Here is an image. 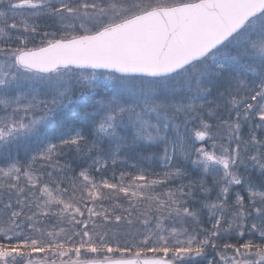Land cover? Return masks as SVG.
Wrapping results in <instances>:
<instances>
[{"label":"snow or ice","instance_id":"obj_1","mask_svg":"<svg viewBox=\"0 0 264 264\" xmlns=\"http://www.w3.org/2000/svg\"><path fill=\"white\" fill-rule=\"evenodd\" d=\"M0 111V264H200L209 249L219 261L207 264H264V0H0ZM208 140L211 150L195 146ZM140 148L159 149L165 171H121L116 183L90 175ZM69 152L92 164L66 175ZM177 161L212 176L214 202L190 206L193 189L213 190L203 178L155 191L189 175ZM121 193L143 225L158 213L155 227L130 245L93 239V217H125L85 201ZM49 215L72 227H37ZM82 249L120 256L82 260Z\"/></svg>","mask_w":264,"mask_h":264},{"label":"rangeland","instance_id":"obj_2","mask_svg":"<svg viewBox=\"0 0 264 264\" xmlns=\"http://www.w3.org/2000/svg\"><path fill=\"white\" fill-rule=\"evenodd\" d=\"M41 20L48 21V20H44V19H41ZM49 24L53 28L45 27L44 30H48V31L58 30L57 27L54 25L53 21L49 20ZM109 75H110V73L108 71L104 72V80L102 81L103 83H108L107 77ZM83 90L84 89L77 87L75 89V95L78 96L79 92L83 91ZM214 98H215L214 95L209 97V99H214ZM2 115H4V113H3V111H0V116H2ZM36 115L39 116V115H41V113H37ZM205 118L207 119V117H205ZM72 119H73L72 113L68 112L67 118H66L67 124L74 126L76 128L82 127L81 122H76L75 124H73ZM209 122L215 123V121H209ZM85 131L87 132V129H85ZM213 131H215V128L213 129ZM221 134L224 135L223 132ZM201 142L202 141H200V142L196 141L195 146L196 147L204 146V147L208 148L209 150H211L212 142L210 140L203 141L202 143ZM220 143H225V144L227 143V136L226 135H224V139L221 140ZM20 151H23V148H21ZM19 156H21V155H19ZM159 156H160V150L159 149L140 148L137 150V154L136 153L135 154L134 153H128L126 156L124 154H121V157L118 159L117 164L114 167L111 164H109V167L106 170L103 169L102 173L103 174L110 173L111 169L118 171V172L119 171H127V172H131V173H136L137 169H144L148 172H163V171H165V169H163L161 167L162 161L159 160ZM19 158H20V160H22L24 157H19ZM195 158H196L195 155H193L192 159H195ZM63 159L65 160V158H63ZM66 160H67V158H66ZM121 161H123V162H121ZM5 163H6V161L4 160V158L0 157V166H3ZM177 163H179L180 166H182V167H186L189 171V175L187 177H185L183 179V181L174 180V181H169L168 184L163 185V186L157 185L155 188V191L162 193V192L166 191L167 189L177 187L181 182L187 184L190 180L195 181V180H199V179L203 178L206 181L208 187L212 188L213 190L210 193H204L199 188L193 189L192 191H193V194L195 196V201L190 200L189 201L190 206L201 207L202 202L205 200H209V201L214 202L216 200V196L219 192V187L213 185L212 176L210 174L209 175L203 174L199 169L193 170V167L190 164H186L182 161H177ZM133 165H135V167H133ZM71 170H72V168H71ZM71 170L68 172H71ZM109 170H110V172H109ZM251 171L253 172L254 169H251ZM74 173L75 172L70 173V174L72 175ZM240 173L244 174V168L243 167L240 168ZM108 176L104 175V178H107L110 182L114 183L113 179L109 178ZM150 178H155V177H150ZM253 178L256 179L257 177H255L253 175ZM100 179L101 178H99V180ZM126 181H127V177L125 179V182ZM208 181H211V183H209ZM258 182L259 181L257 179V183ZM62 187H64V186H62ZM259 190L264 191V188H260ZM103 191L105 193V196L109 195V192L107 189H104ZM187 191H189V189L186 188L185 192H187ZM234 191H240V194L244 195L245 199L247 201V192L243 191L241 189V186H235L233 189V192ZM234 199H235L234 194L230 193L229 203L230 204L233 203ZM104 200H101L98 202L99 207L102 204L103 208L105 207L106 209H108L109 215H111V213L113 211H115V214L123 215L125 217V219L121 220L119 223H116L114 220L103 221V219L101 217H93L92 219L98 225H101V227L93 230L92 224L90 222L88 230L90 232H94L93 239H95V240L99 239V237H97L95 235V232H99V233H101V235L106 233V236H104V238L106 240H108L113 246L117 243L120 245H126V244L130 245L131 243L137 242L139 239L142 238V236L144 234H147V232L149 230H151L155 227L157 218H159L158 213L149 212L148 216H149L150 222H149V225L145 226L141 223L142 217L137 218V214L135 213V211L133 212L132 217L128 216V213H127V211H125V208L126 207H127V209L129 208V203H125L123 201L113 200L111 204L108 203L106 206H104ZM88 202L89 201L87 200L86 203L88 204ZM114 203H119L122 207L113 209L112 205ZM88 206L93 207V202L91 201L90 205H88ZM109 206H111V207H109ZM17 210H19V209H17ZM33 211H36V209H33ZM97 211H103V209L100 207V210L97 209ZM207 213H208V210L204 209L203 213L201 214V220L204 222L205 227H210V223L206 219ZM25 214L31 215V212H29L27 209H25ZM4 218H6V217L3 216L2 214H0V221H2ZM36 219L40 221V223L37 224V227H44V228H47L48 230H51L53 228H56L58 230L59 227H65L66 229L72 227V226L68 225L63 219L58 221V218L54 215H49L48 217L37 216ZM77 219H87V214L85 215V217H83V218L78 217ZM127 219H133V224L129 225L127 223ZM21 220H23V217H21ZM162 223L166 228L173 226L172 219H164V220H162ZM176 226H179V225L177 224ZM74 230L80 231L81 226L76 225ZM29 234H33V233L29 232ZM163 234L166 235L167 233H163ZM245 238H248L247 235ZM252 238L256 239V237H252ZM77 239H78V237H77ZM231 242H235V238H233ZM81 253H82L81 257H80L81 259L89 258V257H107V256H118V255L120 256V254L106 253V252H99V253H95V254L86 253V250H84V249L81 250ZM147 254H149V253H147ZM125 255H129V254H125ZM72 258L75 259V257H72ZM33 259H35V260H48V259H52V257H49L46 253H34ZM63 259L67 260L68 257H64ZM208 260L219 261V256L216 254V252L214 250L209 249L207 251L206 259L201 260L200 264H207Z\"/></svg>","mask_w":264,"mask_h":264},{"label":"trees","instance_id":"obj_3","mask_svg":"<svg viewBox=\"0 0 264 264\" xmlns=\"http://www.w3.org/2000/svg\"><path fill=\"white\" fill-rule=\"evenodd\" d=\"M39 23L41 24V25H45L46 27L47 26H49L50 24H49V20L48 21H43V20H39ZM51 26V25H50ZM51 28H53L52 26H51ZM55 30V29H54ZM72 122H73V119H72ZM86 132V131H85ZM247 132H248V128H247V126L245 125L244 127H243V130H242V135H245V137H246V134H247ZM200 142V141H199ZM202 143V142H201ZM136 154H137V151L135 152ZM134 153V154H135ZM19 155H21V156H19V157H24L23 159H22V161L25 159V153L23 152V151H20L19 152ZM63 158H65V160L63 159ZM66 158H67V160H66ZM59 160L61 161V163L62 164H70L71 165V168H72V170H71V172H68V171H66V175H68V176H72V177H74V176H77L78 175V172L80 171V169L81 168H88L89 167V165H91L92 164V161H91V159H88L87 157H83V156H78L75 152H69L67 155H65V156H61V157H59ZM110 169V168H109ZM48 171H51V169L49 168V169H47ZM249 171L255 176V177H258V172H257V170H255L254 169V171L252 172L251 171V169H249ZM73 172H75L74 174H70V173H73ZM103 172V169H101V171L100 172H96V171H94L93 169H89V173H90V175H92V176H94L95 178H97V180H99V178H102V177H104V175L105 176H108L109 178H111V179H113V173H115V179H113V181H114V183H116V182H118L119 181V174H120V172L121 171H115V170H112L111 169V172H110V170H109V172L110 173H106V174H103L102 173ZM127 172V171H126ZM54 175H55V173H54ZM44 179H47V177H44ZM126 179V178H125ZM209 183H211V181H208ZM61 186H64V187H67V183H65V184H62ZM108 195V194H107ZM5 199H6V197H4ZM113 200H115V201H123V202H125V203H128V201H127V199L124 197V195L121 193V194H119V195H117V196H114L112 199H105L104 200V206H106L108 203H112V201ZM87 201V200H86ZM85 201V202H86ZM89 202H88V205H90V203H91V201L90 200H88ZM99 201H101V200H99ZM99 201H97L96 203H95V205H93V207H95L96 208V210L98 209V210H100V207H99V205H98V202ZM109 207H111V206H109ZM105 208V207H104ZM125 209H127V207L125 208ZM114 254H119V253H114Z\"/></svg>","mask_w":264,"mask_h":264},{"label":"water","instance_id":"obj_4","mask_svg":"<svg viewBox=\"0 0 264 264\" xmlns=\"http://www.w3.org/2000/svg\"><path fill=\"white\" fill-rule=\"evenodd\" d=\"M155 254H150V255H147L149 257L153 256ZM112 258H119V255L118 256H111ZM105 259V257H92V258H85V259H82V260H103Z\"/></svg>","mask_w":264,"mask_h":264}]
</instances>
